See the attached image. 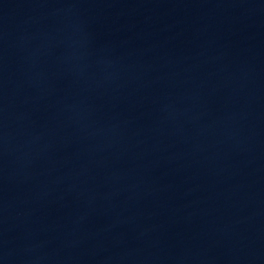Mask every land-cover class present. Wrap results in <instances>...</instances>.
Returning a JSON list of instances; mask_svg holds the SVG:
<instances>
[{"label": "water", "instance_id": "obj_1", "mask_svg": "<svg viewBox=\"0 0 264 264\" xmlns=\"http://www.w3.org/2000/svg\"><path fill=\"white\" fill-rule=\"evenodd\" d=\"M0 264H264V0H0Z\"/></svg>", "mask_w": 264, "mask_h": 264}]
</instances>
